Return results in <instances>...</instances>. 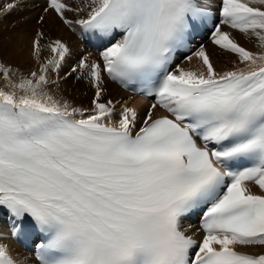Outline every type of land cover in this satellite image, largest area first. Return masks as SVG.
<instances>
[{
	"label": "snow or ice",
	"instance_id": "6c2138e0",
	"mask_svg": "<svg viewBox=\"0 0 264 264\" xmlns=\"http://www.w3.org/2000/svg\"><path fill=\"white\" fill-rule=\"evenodd\" d=\"M43 11L103 50L62 78H88L87 107L52 91L70 55L61 40L41 63L35 33L29 76L0 57V264H26L6 242L22 233L37 234L35 264H264L240 250L264 246V51L220 27L264 49V0H221L211 42L237 58L226 71L203 46L199 70H170L208 19L203 0H47ZM105 79L153 98L142 123L127 101L104 100Z\"/></svg>",
	"mask_w": 264,
	"mask_h": 264
},
{
	"label": "rangeland",
	"instance_id": "374dc122",
	"mask_svg": "<svg viewBox=\"0 0 264 264\" xmlns=\"http://www.w3.org/2000/svg\"><path fill=\"white\" fill-rule=\"evenodd\" d=\"M7 2L9 1L0 0V4H4ZM17 3L20 4V7L16 8L18 10L25 5L24 4L25 2H17ZM206 5L210 7L211 3H206ZM16 9L12 12L18 13ZM32 11L34 12L33 16L27 15V13H24L23 15H21L22 13H18L19 14L18 16L17 15L12 16L11 14L0 15V46H5L3 52L2 53L0 52V57H2V63L4 65L8 66L18 74L20 73V68H21V67L19 68V66H22L23 68L29 70L39 69V65L36 63L35 59L31 55L32 39L34 38V35L37 31H42L44 33V40L42 41V45L44 46V49L41 55V63L45 62L50 56L53 55L50 52V50H48L46 45H48L51 42V40L59 39L62 41L65 38L64 34H66V31L67 32L69 31V29H66L60 23V21L55 17V15H54V21H51L50 18H47V20L45 18V22L42 25L37 23L38 18L41 16V14L37 12L36 8L33 9ZM73 17L74 14H69L70 19H72ZM221 30L227 32L228 34L230 33L229 36L232 39H234L241 47H244L246 50L253 52L255 48L260 47L259 41H257L254 37L250 39L248 36L239 33L237 30L231 32V30H228L226 26L223 28L221 27ZM16 33L23 34L25 38V42H23L22 44L17 43L18 39ZM70 42L72 41L70 40ZM13 44H16L17 46H14ZM204 44H205L204 48L207 53L213 51L215 52L214 54L210 53L212 55L211 61L213 64L215 63L217 66L228 69L233 68V65L236 63V59H237L233 54L220 51L215 47H213L209 42H205ZM72 58H76V55L71 54L69 57H67L66 58L67 65L64 66V69L63 68L60 69L58 76L55 73H50L49 74L50 78L52 80L60 81L59 89L61 87H64L63 88L64 91H67V94H69L68 97L70 98L75 97L76 99V98H83L84 96L86 99L91 101L94 90L91 88L89 81L88 83L82 81H76V84L74 85L73 80L75 78H73V75L69 76L66 80L62 79L67 73H69L67 68L69 67V64L73 63L72 62L73 60H71ZM181 60L182 59H180V61ZM184 60L186 59H183V61ZM27 65L29 66V68ZM108 99H112L113 101L118 100V98H114L108 92H105L104 100H108Z\"/></svg>",
	"mask_w": 264,
	"mask_h": 264
},
{
	"label": "bare ground",
	"instance_id": "6f19581e",
	"mask_svg": "<svg viewBox=\"0 0 264 264\" xmlns=\"http://www.w3.org/2000/svg\"><path fill=\"white\" fill-rule=\"evenodd\" d=\"M7 1H9L11 3H17V2L25 1L24 6H22L19 10L16 9V11L18 13H22L21 15H23L24 13H27V15L33 16L34 12L32 10L36 8L37 12L39 14H41V16H44L46 18V20H47V18H50L51 21H54V15H55L54 13H45L43 11L44 7H46V6H44V2H45L44 0H7ZM203 3L206 7H209L208 5H206V3H211V5H212L213 0H203ZM18 13L11 12V15L12 16H14V15L18 16L19 15ZM15 23H16V21H15ZM15 25H17V24H15ZM19 29H20V27H19ZM64 35H65V38L62 41L69 48L70 55L75 54L76 57H78L80 55V47H81L80 44L76 41V39L73 37V35L69 31L68 32L66 31V34H64ZM17 39H18L17 43H19V44H22L23 42H25L24 35L21 33L17 34ZM70 40L73 42V44H72V42H70ZM2 45H4V44H2ZM13 45L17 46L16 44H13ZM4 49H5V46H0V52L1 53L3 52ZM261 51H264V49L258 47V48H255L253 52H261ZM210 53L214 54L215 52L213 51ZM210 53H208V55L211 59L212 55ZM89 56H91V55L89 54ZM73 59H75V58H72L71 60H73ZM180 59H182V58L176 57L175 62L177 64H179V66L181 68L197 71L202 67L201 62L194 55L192 56L191 61H188V60L183 61V59L180 61ZM65 65H67L66 61L63 64V67H62L63 69H64ZM213 65L217 71L231 70L228 68L217 66L215 63ZM19 68H20V73L19 74L17 73L19 76H29L32 71H38L39 70V69L38 70H32V69L29 70V69L23 68L22 66H19ZM28 68H29V66H28ZM76 81H80V80L74 79L73 80L74 85L76 84ZM2 85H3V79H2V77H0V86H2ZM104 87H105V92H108L114 98H118L117 101H127L130 106H135L139 112L140 121L144 118V115L146 114V110L144 109L145 105L140 106L139 100H136L134 98H130L129 96H127L125 93H123L122 91H120L119 89H117L115 86H113L110 83L105 82ZM63 88L64 87H61L60 89H56L53 87L52 91L56 96L63 97L64 99H67L75 107H87L90 104V100L86 99L84 96H83V98H76V99H75V97H73V98L68 97L69 94H67V91H64ZM118 106H120V105H118ZM4 232H5V235H7V231L5 229H4ZM6 242L10 246V251L12 252V254L14 256L21 259L22 261L24 260V261L31 263V260L23 252H20L19 250L14 248V246L10 243L8 238H7ZM240 250L244 251L248 254L254 255V256L264 254V247L263 246H248L245 248H241Z\"/></svg>",
	"mask_w": 264,
	"mask_h": 264
}]
</instances>
